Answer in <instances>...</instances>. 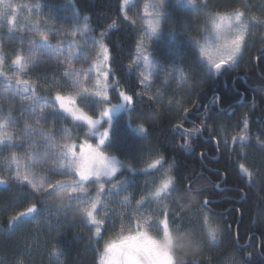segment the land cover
<instances>
[{
    "label": "trees",
    "instance_id": "trees-1",
    "mask_svg": "<svg viewBox=\"0 0 264 264\" xmlns=\"http://www.w3.org/2000/svg\"><path fill=\"white\" fill-rule=\"evenodd\" d=\"M64 1L109 47L111 79L133 97L129 111L144 123L145 133L128 142L129 154L153 152L160 161L145 171L123 169L107 184L133 182L140 193L145 178L166 170L171 183L161 196L162 209L173 219L177 263L183 258L186 264H264V0H169L161 35L152 42L160 66L151 90L133 64L140 28L127 15L126 0H14V8L0 0V20L17 16L16 28L1 25V44L10 50L17 43L13 30L29 25L34 9ZM233 12H242L251 24L243 56L236 68L211 71L199 42L212 15ZM52 69L44 63L38 71L45 76ZM14 87L23 91L18 83ZM36 88L31 82L27 91L47 95ZM1 91L0 112L11 120L15 107L23 104ZM119 93L111 102L119 100ZM53 95L57 108L39 113L36 120L58 133L64 129L70 136L91 138L88 127L58 108ZM78 102L93 114L103 107L93 95L84 94ZM15 146L22 148L23 142ZM0 178L7 181L0 183V264H101L114 220H106L99 235L81 209L84 200L106 197L108 191H98L99 180L87 182L89 192L75 198L53 193L63 180L54 182L55 189L37 192L1 173ZM33 204L34 213L19 215ZM189 234L199 243L193 246Z\"/></svg>",
    "mask_w": 264,
    "mask_h": 264
},
{
    "label": "rangeland",
    "instance_id": "rangeland-1",
    "mask_svg": "<svg viewBox=\"0 0 264 264\" xmlns=\"http://www.w3.org/2000/svg\"><path fill=\"white\" fill-rule=\"evenodd\" d=\"M187 1L193 3L192 0ZM168 2L169 0H163L161 7L160 0L125 1L128 17L135 21L140 28V38L133 64L147 90L153 88L154 73L160 66L159 60L154 54L152 42L161 35L164 15L168 11ZM2 4L5 7L10 5L14 8L16 6L14 0H2ZM24 6L28 5L24 4ZM240 13L242 12L215 14L209 19L199 47L202 58L211 71L215 69L204 53L207 52L212 60L226 59L227 49L221 45H230L235 38L237 24L240 22L236 21L234 17ZM222 17L228 19H221ZM241 19L244 26V41L240 51L234 57L235 63L224 65L230 68L238 66L243 56L249 26H251L244 14ZM9 20L10 22L0 20V27L4 24L8 25L11 30L16 28L11 23L12 19ZM153 28L156 30L153 31ZM17 29L19 32L13 30V33L14 37H18V41L11 46L10 50L9 47L5 48L0 40V60L3 63V68L0 71L7 74H0L1 92L11 99L17 98V102L23 104V107L20 105L15 107L16 115L11 120L0 112V146L2 143L4 145L0 148V173L2 176L21 184L30 186L35 184L38 190H34L37 192H45L51 188V185H54L55 181L63 180L64 185L56 188L53 193L57 196L69 195L75 198L89 192L85 190L87 182L99 180L98 191L99 193L108 191L107 194H104L106 197L104 196L102 200V196H100L95 201V209H91L90 202L84 200L81 209L89 208L93 211V218L97 222L94 223L93 219L90 221L96 228V232L99 229L97 232L99 235L102 233L100 226L105 224L106 220H114L115 224L112 227L111 235L104 241L105 246L101 251V264H104L103 256L106 244L119 242L123 235L128 234L129 227L135 229L138 221L149 228V235L163 236L162 225L159 232L150 225L153 214H158L163 206L161 196L167 189L159 196H156L155 193L162 182L168 178L166 170L145 178V182L139 190L140 193L134 191L133 182H127L124 185L117 182L115 191L113 186L110 187L107 184L123 169L139 172L154 169L158 165L155 163L157 153L144 151L137 157L131 155L132 145L129 143L132 142V138H134L133 141H138L137 139L144 135L145 127L144 123L132 117L129 111L132 100L128 102L124 100L125 95L132 97L131 93L126 92L122 85H117L116 81L111 79L109 47L103 44L102 38L91 35L86 19L77 16L67 1H64L62 5L42 6L39 9H34L30 24H23ZM17 55L24 57L21 61L24 64L23 69L12 63ZM44 63L54 65L55 69H52L51 74L42 76L38 68ZM19 79L27 82L24 85L19 84L23 91L18 89L17 91L14 87ZM30 81L36 83V89L45 91L48 97H40L39 92L36 91H34L36 93L27 91L31 84ZM117 89L120 92L119 100L111 102ZM96 93H101V95L98 96ZM9 94L11 95L9 96ZM84 94L101 99L103 107L98 114L91 113L79 104L78 98ZM52 95L54 98L57 95L63 96L66 98V102L68 97H72L76 102L69 104V107H72L81 116H90L98 121L93 126L89 125L86 120L75 119L60 108L59 101L53 98L58 108L64 113L88 127L91 138L86 135H71L72 138H75L72 140L68 131L63 129L62 133H58L57 129L50 125H44L43 121L36 120L39 113L57 108L49 97ZM108 109H111L110 118L102 115ZM32 117H35L34 120ZM39 124L42 127H39ZM106 131H109V137H106L105 143L101 145L100 138ZM8 137L12 139L9 140ZM18 141L23 142L22 148L15 146ZM85 143L102 153L107 162H114L115 171L111 175H104V169H101L98 164H94L89 167L88 171L91 173L93 170H99L101 175L90 174L87 180L81 179L78 165L86 163L95 155L92 149L84 147ZM73 145L75 147L72 148V152L75 153V158L69 153V147ZM139 158L142 159L139 160ZM18 174L20 179L16 178ZM25 175L28 177L27 181L23 179ZM72 188L83 191L73 193ZM141 200L144 201L143 204L138 203ZM149 201H151L150 204ZM138 208L141 211L137 212ZM159 218L160 220L164 219L162 215ZM171 220L169 221V232L174 244L176 234L173 231V219ZM173 259L176 261L174 248ZM176 264L179 263L176 261Z\"/></svg>",
    "mask_w": 264,
    "mask_h": 264
},
{
    "label": "snow or ice",
    "instance_id": "snow-or-ice-1",
    "mask_svg": "<svg viewBox=\"0 0 264 264\" xmlns=\"http://www.w3.org/2000/svg\"><path fill=\"white\" fill-rule=\"evenodd\" d=\"M160 6H163V0H160ZM7 7H10L8 5ZM2 15V14H0ZM242 16L243 14H237L234 19L238 22L237 24V34L235 35V38L231 41V44H224L221 45V47L226 48V59L221 60H212L211 56L207 52L204 54L208 56L211 66L216 70V72H220L222 67L225 64H234L235 63V55L240 51L241 45L244 41V26L242 23ZM17 17L15 15L12 16L11 23H16ZM221 19H228L227 17H222ZM231 22V21H229ZM219 27V25H217ZM156 29L153 28V31ZM47 39V37H44ZM24 59L23 56L17 55L16 58L12 61L13 64L17 65L20 69L24 68V64L21 63V61ZM3 68L2 60H0V69ZM0 74L7 75L6 73L0 71ZM18 84L24 85L27 82L24 80H17ZM87 91V90H85ZM96 95H101V93H96ZM57 101H59L60 108L64 109L66 112L71 114L75 119L77 120H86L89 125H95L98 123V121L94 120L90 116H81L77 114L73 110L72 107H69V104L75 103L76 101L72 97L66 98L60 95H57L55 97ZM124 100L126 102L131 101V96H124ZM81 103V102H80ZM102 115L107 116L110 118L111 116V109H108L107 111H104ZM109 137V131H106L102 134L100 138V144L103 145L105 143V138ZM9 140H11V137H8ZM75 147L70 146L69 147V153L75 158V153L72 152V148ZM84 147L92 149V146L90 144L85 143ZM92 152L95 154L94 157L90 160H88L86 163H81L78 165V170L80 172V176L82 180H87L89 178L90 174L93 175H101V171L99 170H93L91 173L88 171L90 166H93L94 164H98L101 169H104L103 174L104 175H111L115 171L114 162L109 163L104 158L103 154L98 152L96 149H92ZM160 161H156L155 163H159ZM131 167V165H128ZM17 179H20V175L18 174ZM23 179L25 181L28 180V177L25 175L23 176ZM0 183H7L4 179L0 178ZM30 183V182H29ZM60 182L58 181L57 184ZM79 183V182H77ZM171 183V178L164 180L160 187L156 190L155 195L159 196L160 193L164 192L166 189H168L169 185ZM33 189H36V185H32ZM51 188L55 189L57 185H51ZM116 185H113V188H115ZM38 190V189H36ZM73 193L78 191H83L82 189L72 188L71 190ZM139 204H143L144 201L141 200L138 202ZM151 201H149V204ZM205 204H207V201H205ZM90 207L91 209L96 208V203L90 201ZM37 210L36 204H33L31 207L27 208V211L24 213H20V216H24L27 214L34 213ZM82 211L90 218L93 219V222H97L93 218V211H91L89 208H84ZM137 212L141 211V209H136ZM163 215L164 219L160 220V216ZM19 217H16L14 219H18ZM162 225V231L164 236V241H158L153 238L152 235H149V228L145 227L143 224H141L139 221L136 224L135 229H132L129 227L128 234L123 235L119 242H113V243H107L105 247L104 252V264H176V261L173 259V240L169 232V218L167 215L166 209H161L158 214L154 213L152 218V224L150 227L154 228L157 232L161 230ZM97 232H99V229H97ZM210 234L212 235V238L215 239V230L210 229ZM189 241L190 243L195 246L199 243V240L192 239L191 234H189ZM262 257H264V254H262ZM179 264H186V262L181 258ZM191 264V262H189Z\"/></svg>",
    "mask_w": 264,
    "mask_h": 264
},
{
    "label": "clouds",
    "instance_id": "clouds-1",
    "mask_svg": "<svg viewBox=\"0 0 264 264\" xmlns=\"http://www.w3.org/2000/svg\"><path fill=\"white\" fill-rule=\"evenodd\" d=\"M153 238L161 242H163L165 239L164 236H158V235H154Z\"/></svg>",
    "mask_w": 264,
    "mask_h": 264
}]
</instances>
